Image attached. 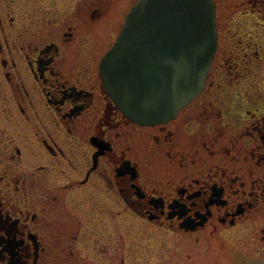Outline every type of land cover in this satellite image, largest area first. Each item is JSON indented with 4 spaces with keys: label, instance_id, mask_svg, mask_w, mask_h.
<instances>
[{
    "label": "flooded vegetation",
    "instance_id": "obj_1",
    "mask_svg": "<svg viewBox=\"0 0 264 264\" xmlns=\"http://www.w3.org/2000/svg\"><path fill=\"white\" fill-rule=\"evenodd\" d=\"M135 1L0 0V264L264 259V0H214L205 88L154 125L100 68Z\"/></svg>",
    "mask_w": 264,
    "mask_h": 264
},
{
    "label": "water",
    "instance_id": "obj_2",
    "mask_svg": "<svg viewBox=\"0 0 264 264\" xmlns=\"http://www.w3.org/2000/svg\"><path fill=\"white\" fill-rule=\"evenodd\" d=\"M217 42L214 0H138L102 58L105 87L131 120L167 122L205 88Z\"/></svg>",
    "mask_w": 264,
    "mask_h": 264
},
{
    "label": "rangeland",
    "instance_id": "obj_3",
    "mask_svg": "<svg viewBox=\"0 0 264 264\" xmlns=\"http://www.w3.org/2000/svg\"><path fill=\"white\" fill-rule=\"evenodd\" d=\"M131 5V4H130ZM133 5V4H132ZM124 4H121V5H118V7H114L112 10H111V14H115L117 15V20H115L116 22L120 23V28L118 29V31L115 32L116 36L118 35V33L120 32L123 24H124V21H125V18H124V15L126 13L127 10H129L128 8H125V12H124ZM129 7V6H128ZM131 7V6H130ZM127 9V10H126ZM108 22H106V26L107 27V30H108V26H107ZM107 32V31H106ZM105 33V30L102 34ZM116 40V38L114 39V41ZM247 231V230H246ZM245 235H248V234H245ZM232 241V240H231ZM246 247H247V244H246ZM85 255H88L87 252H85ZM92 256V255H90ZM156 261L154 259L151 260V263L149 264H155ZM101 264H106V261L103 259ZM244 264V263H243Z\"/></svg>",
    "mask_w": 264,
    "mask_h": 264
}]
</instances>
